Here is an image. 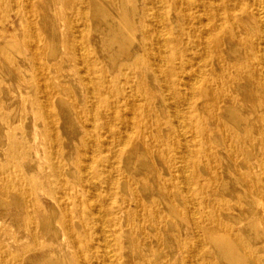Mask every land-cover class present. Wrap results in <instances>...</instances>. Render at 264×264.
<instances>
[{"label": "bare ground", "instance_id": "1", "mask_svg": "<svg viewBox=\"0 0 264 264\" xmlns=\"http://www.w3.org/2000/svg\"><path fill=\"white\" fill-rule=\"evenodd\" d=\"M0 264H264V0H0Z\"/></svg>", "mask_w": 264, "mask_h": 264}]
</instances>
